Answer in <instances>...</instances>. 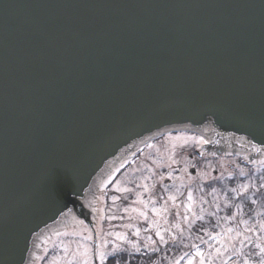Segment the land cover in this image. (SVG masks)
Listing matches in <instances>:
<instances>
[{
	"label": "water",
	"instance_id": "95a60500",
	"mask_svg": "<svg viewBox=\"0 0 264 264\" xmlns=\"http://www.w3.org/2000/svg\"><path fill=\"white\" fill-rule=\"evenodd\" d=\"M176 131L262 164L264 0H0V264L101 232L106 186Z\"/></svg>",
	"mask_w": 264,
	"mask_h": 264
},
{
	"label": "rangeland",
	"instance_id": "374dc122",
	"mask_svg": "<svg viewBox=\"0 0 264 264\" xmlns=\"http://www.w3.org/2000/svg\"><path fill=\"white\" fill-rule=\"evenodd\" d=\"M191 136L200 137L180 131L165 134L148 143L106 186L101 232L125 234L140 248V252H154L152 249L157 250L158 246L166 244L157 236L159 232L165 241L175 244L173 246L177 249L166 256L163 264H189V260L192 264H200L201 257L195 255L197 250L204 253V264H244L245 259L258 264L259 249L255 245L264 247V230L261 229L264 221L258 226H251L248 221L239 226L231 218L218 234L204 242V246L190 237V229L224 202L220 193L228 182L231 183V178L237 176L238 179L247 180L248 191L254 176L264 173V170L261 167L247 168L237 156L223 155L200 160L195 154L199 143L187 139ZM149 144L152 147H148ZM193 167L195 173L191 172ZM241 169L243 176L240 175ZM261 181L264 184V178ZM189 192L192 194L191 200L188 199ZM113 197H116L115 201ZM110 216L115 219H108ZM247 228L252 231H246ZM137 230L139 235H135ZM238 232L240 235H237ZM68 235L62 233L54 240L40 264H51L53 258L56 264H68L71 256L65 255L63 246H68L71 253L77 247L75 241L92 243L83 241V235ZM246 236L250 240H245ZM122 246L133 251L131 244L124 243ZM217 248L221 250L219 254Z\"/></svg>",
	"mask_w": 264,
	"mask_h": 264
},
{
	"label": "trees",
	"instance_id": "16d2710c",
	"mask_svg": "<svg viewBox=\"0 0 264 264\" xmlns=\"http://www.w3.org/2000/svg\"><path fill=\"white\" fill-rule=\"evenodd\" d=\"M244 165L249 169H255L254 166H248L245 163ZM258 167L264 170V165ZM261 178H264V173L254 176L253 181H251L252 187L248 191H244L247 180L238 179L237 176L231 178L229 180L231 183L228 182L220 193L224 197V202L219 207L214 208L211 214L199 219L191 227L190 237L198 240L199 245L204 246V242L210 240L213 235L218 234L227 220L234 216L232 220H236L235 225L242 226L241 221H248L251 226L254 224L258 226L260 222L264 221V187H261L264 184ZM233 188L237 189L240 195H237V192H232L231 189ZM226 200L228 204H226ZM179 241L181 242V239ZM173 245L175 244L167 242L165 245L158 246V249L154 252H133L131 256L127 257L126 261H122V264H163L166 256L172 250L177 251ZM106 264H113V262L109 260Z\"/></svg>",
	"mask_w": 264,
	"mask_h": 264
},
{
	"label": "snow or ice",
	"instance_id": "6c2138e0",
	"mask_svg": "<svg viewBox=\"0 0 264 264\" xmlns=\"http://www.w3.org/2000/svg\"><path fill=\"white\" fill-rule=\"evenodd\" d=\"M189 140H195L199 144H205L209 141L205 140L202 136L196 137L191 136L188 137ZM187 142V141H186ZM148 147H152L151 144L148 145ZM175 147V146H174ZM257 152L264 151V149L257 148ZM245 159H248L245 157ZM264 163V161H262ZM186 171V169H185ZM240 175L243 176L244 172L241 169ZM231 178V177H229ZM216 179H219L217 177ZM146 187V186H145ZM261 187H264V185H261ZM247 190V186H244V191ZM124 191H128V189H124ZM215 191V189H213ZM232 192H237V189L233 188L231 189ZM237 195H240L239 192H237ZM116 197H113V200L115 201ZM170 199H174L173 197H170ZM188 199H192V194L189 192ZM255 203V201H253ZM239 207V206H238ZM135 210V209H133ZM93 211H96V209H93ZM153 211H157L156 209H153ZM141 215H144V213H141ZM234 219V217H231ZM108 219H115V217H108ZM81 225H83V221L79 222ZM241 223H247V221H241ZM261 229L264 230V224L261 225ZM232 229H229L231 231ZM86 233H88L85 236H82L83 241H91L92 243H86L81 241H75L77 247L75 251L69 252L68 246H63V252L66 256H71V259L68 261V264H106L107 261L111 260L113 264H122V261H126L128 256H131L133 252H140V248L132 241L128 240L125 234L123 233H102L100 231L95 232L93 235L91 229H85ZM246 231H252L251 228H247ZM57 235H61V233H57ZM64 235H67V233H64ZM135 235H139V230L135 233ZM237 235H240L238 232ZM157 236H159V239L162 243H167V241L164 240V237L160 235L159 232H157ZM106 237H114L113 240H109ZM50 239V238H49ZM175 239V238H173ZM245 240H250V237H245ZM63 243V242H61ZM124 243L131 244L132 252L129 251L128 248L123 247L122 245ZM243 243V242H242ZM147 248L148 245H145ZM255 247L259 249L258 255H259V261L258 264H264V247H262L260 244H256ZM156 249H152V251H155ZM47 251V250H45ZM220 249L217 248L216 252L217 254L220 253ZM195 255L200 256V264H204V253L197 250ZM40 259H43V257H40ZM24 264V260L22 262ZM51 264H56L55 258H53V261ZM189 264H192V261L189 260ZM244 264H257L256 261H251L250 259H245Z\"/></svg>",
	"mask_w": 264,
	"mask_h": 264
}]
</instances>
